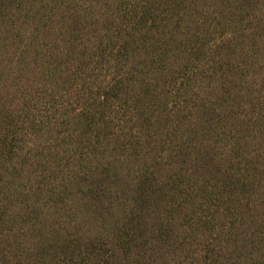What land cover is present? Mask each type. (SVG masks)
Returning <instances> with one entry per match:
<instances>
[{
    "label": "trees",
    "instance_id": "1",
    "mask_svg": "<svg viewBox=\"0 0 264 264\" xmlns=\"http://www.w3.org/2000/svg\"><path fill=\"white\" fill-rule=\"evenodd\" d=\"M0 264H264V0H0Z\"/></svg>",
    "mask_w": 264,
    "mask_h": 264
}]
</instances>
